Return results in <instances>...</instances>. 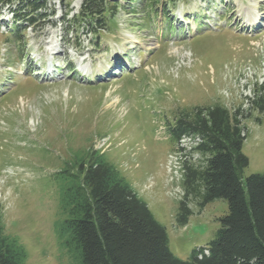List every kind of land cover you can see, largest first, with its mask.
Masks as SVG:
<instances>
[{
	"label": "rangeland",
	"instance_id": "obj_1",
	"mask_svg": "<svg viewBox=\"0 0 264 264\" xmlns=\"http://www.w3.org/2000/svg\"><path fill=\"white\" fill-rule=\"evenodd\" d=\"M118 1L91 33L75 19L83 0H48L49 16L19 30L0 5V207L24 264H79L59 237L60 196L76 157L95 151L165 227L175 256L206 247L227 202L184 196V165L205 156L167 126L195 107L248 112L243 176L264 173V113L249 106L264 84V0H162L163 15ZM181 200L192 211L182 225Z\"/></svg>",
	"mask_w": 264,
	"mask_h": 264
},
{
	"label": "trees",
	"instance_id": "obj_2",
	"mask_svg": "<svg viewBox=\"0 0 264 264\" xmlns=\"http://www.w3.org/2000/svg\"><path fill=\"white\" fill-rule=\"evenodd\" d=\"M47 1L0 0V5L10 8L11 30H19L18 21L30 26L49 16L42 12ZM137 1L147 2L143 7L155 12L163 5L162 0ZM120 5L118 0H83L75 19L91 33L96 25L105 28ZM249 106L264 113V84L249 98ZM247 117L248 112L213 105L183 112L167 125L175 142L190 137L196 141L194 149L205 156L198 168L184 165V196L192 193L201 207L216 198L227 202L207 253L198 248L188 258L175 256L165 227L120 171L96 151L87 160L76 157V174L67 175L68 186L61 191L63 245L79 264H264V173L243 176L248 158L242 152V120ZM191 212L181 200L176 222L185 224ZM26 258L18 239L4 232L0 207V264H24Z\"/></svg>",
	"mask_w": 264,
	"mask_h": 264
},
{
	"label": "bare ground",
	"instance_id": "obj_3",
	"mask_svg": "<svg viewBox=\"0 0 264 264\" xmlns=\"http://www.w3.org/2000/svg\"><path fill=\"white\" fill-rule=\"evenodd\" d=\"M253 22V21H252Z\"/></svg>",
	"mask_w": 264,
	"mask_h": 264
}]
</instances>
